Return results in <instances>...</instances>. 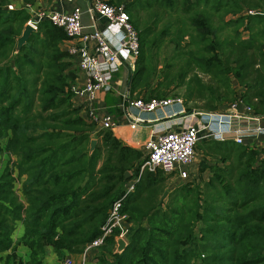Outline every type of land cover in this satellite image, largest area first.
<instances>
[{"label": "trees", "instance_id": "1", "mask_svg": "<svg viewBox=\"0 0 264 264\" xmlns=\"http://www.w3.org/2000/svg\"><path fill=\"white\" fill-rule=\"evenodd\" d=\"M106 1L125 5L139 33L130 98H177L166 90L186 85L185 105L196 103L186 106L188 113L217 111L239 97L236 81L244 103L264 120V16L245 14L264 8V0ZM37 2L0 0V156L9 157L0 170L5 264H44L49 248L60 260L83 254L101 234L113 203L137 178L123 204L132 224L127 247L115 253L116 231L100 248L99 264H264V160L259 152L232 141L203 140L206 157L217 161L201 166L202 172L209 169L210 178L178 186L161 203L168 177L161 171L141 173L143 152L125 145L112 130L97 131L75 108L72 86L78 74L63 49L69 39L64 30L44 20L17 52L30 14L8 6ZM145 11L152 26L143 22ZM164 17L171 20L162 36L175 24L183 25L175 34L177 56L187 58L176 76L166 74L153 87L155 70L147 64L146 47ZM226 29L232 31L223 36ZM185 36L191 41L182 47ZM92 140H97L93 152ZM19 222L24 232L15 242ZM20 245L30 252L27 262L17 254Z\"/></svg>", "mask_w": 264, "mask_h": 264}, {"label": "built area", "instance_id": "2", "mask_svg": "<svg viewBox=\"0 0 264 264\" xmlns=\"http://www.w3.org/2000/svg\"><path fill=\"white\" fill-rule=\"evenodd\" d=\"M60 10L39 9L31 5L11 4L8 9L14 11L25 9L30 14L27 22L35 30L40 22L50 21L54 26L64 30L70 40H81L84 47H71L68 53L71 56H80L79 69L85 74L83 82L72 86L75 96L86 97L93 104L100 93H108L113 90V77L118 69L123 66L124 59L136 62L140 55L139 33L131 22L130 15L125 5H111L106 0H93L91 3L94 13L92 32H86L83 24V10L77 4V0H55ZM73 5L70 10L64 7ZM246 15L264 16V8L247 10ZM106 22V27L100 28V21ZM68 39V40H69ZM88 44H93V53L88 52ZM126 59V60H127ZM126 103L130 110H136L139 115L134 118L136 125L148 123L149 116L155 118L154 124L166 120H180L189 118L187 124L180 130H163L153 132L145 144V162L141 167L150 172L161 171L164 176H177L182 181L191 178L190 170L197 158V147L203 140L227 142L232 141L242 145L246 138L264 136V120L257 116L253 109L247 106L241 97L226 107L217 111H192L187 112L184 100L180 97L158 99L149 101L144 99L131 100L129 90L124 93ZM91 123L102 129L112 130L117 128L118 121L110 114L100 117L95 109L89 112ZM247 123L242 127L240 123ZM256 123L254 127L251 123ZM237 123V126H236ZM264 160V146L261 153ZM139 178L133 180L127 187L125 195L113 203L108 218L101 228V234L89 243L82 256V264H99L98 261L88 262L87 258L92 250L105 246L107 240L116 232L119 238H125L132 224L129 216L123 211L126 197L134 192ZM59 264H74L71 256H66Z\"/></svg>", "mask_w": 264, "mask_h": 264}, {"label": "crops", "instance_id": "3", "mask_svg": "<svg viewBox=\"0 0 264 264\" xmlns=\"http://www.w3.org/2000/svg\"><path fill=\"white\" fill-rule=\"evenodd\" d=\"M93 0H77V4L82 8L83 10V24L86 27V32H92L93 28H90L92 26L93 17L95 16L93 12H91L92 7L91 3ZM17 7H20V3L16 4ZM36 8L39 9H48V10H60L63 8V6H59V4L55 0H38V2L34 5ZM73 7V5L68 4L64 8L66 10H70ZM100 28L106 27L105 21H100L99 23ZM71 47H84V44L81 40H67L65 44L63 45V49L68 51ZM88 52L93 53V44H88L87 46ZM74 60V68L77 71V81L83 82L85 79V74H83L79 69V61L80 56H72ZM124 59L123 66H121L118 71L114 74L113 77V90L108 93H100L98 95L97 100L90 104L87 101L86 97L82 96H75L73 98L74 106L75 108L81 109V115L88 120L89 119V112L91 109H95L100 117L105 116L106 114H110L116 118L118 121V126L115 129H112L115 136L120 139L125 145L132 147L134 149L140 150L143 152L145 156V144L146 141L150 138V135L155 132H160L165 129L169 130H180L183 128L184 124H187L190 120L189 118H183L180 120H166L163 122H158L154 124L152 120L155 118H152L153 116H149L148 118L151 120L148 123H144L142 125H136L134 123V118H136L139 113L136 110H130L128 108V104L126 103V100L124 101V93L128 89V82L130 77V72L134 70L136 62L130 61V59ZM124 67V72L120 74L122 68ZM121 76V77H120ZM234 88L237 91V95L240 97L243 89L239 86V84L234 81L233 82ZM131 100H137L136 98H130ZM185 105V102H184ZM226 107V106H224ZM223 107V108H224ZM186 108V105H185ZM89 121V120H88ZM242 127L247 126V123H240ZM256 123H251V126L254 127ZM96 130L100 131L103 130L100 126L96 125ZM237 126V123H236ZM244 146H249L250 148H254L259 152V157L261 159V153L264 146V136L255 137V138H246L244 143ZM6 158L8 159V155H1L0 161H5ZM198 160L196 158V161L194 162L193 166L191 167L190 174L191 178L188 181H182L177 176L170 177L171 184L174 186L175 184L180 182H186V183H192V184H199L201 181H207L210 178V171L209 169H206L204 172L201 171V167L197 165ZM197 165V166H196ZM209 166L211 164H208ZM5 166H2L0 164V170L3 171ZM17 176V174L15 175ZM169 179V178H168ZM21 182L24 181V179L20 180ZM132 182V181H131ZM130 182V183H131ZM127 184L128 185L130 184ZM16 187L19 189L21 187V184H19V181L16 183ZM169 193V192H168ZM167 201V200H166ZM24 232V226L21 222L17 223L16 229L13 233V240L16 242L18 241ZM100 249L92 250L89 253V256L87 258L88 262H94L98 261L97 256L99 255ZM29 250L24 245H20L17 247V254L25 261L27 262L29 260ZM73 258L74 264H82L83 262V256L77 255L73 257L72 255H68ZM5 254H0V264H5L4 260ZM60 259L58 256L54 253L52 248H49L44 260V264H59Z\"/></svg>", "mask_w": 264, "mask_h": 264}, {"label": "rangeland", "instance_id": "4", "mask_svg": "<svg viewBox=\"0 0 264 264\" xmlns=\"http://www.w3.org/2000/svg\"><path fill=\"white\" fill-rule=\"evenodd\" d=\"M141 15H142V19H143V22L145 23V25L146 26H149V25L152 26V24H150V22L148 21V12L145 11ZM179 17H185V16H181V14H180ZM174 19H176V18H174ZM169 20H171V18H168V17H164L163 19H161L158 26L156 27L155 32L151 33L150 38H149L150 40L148 41L149 44L146 47L147 48L146 54L148 57L147 64L149 65V67L151 68L152 71L155 70L154 74L152 75V80H151V83H152L151 85L153 87H156L162 80H164L166 74L171 75V76H176V73L179 72V68L183 65V63L186 61V58H187V57L182 58V57L177 56L178 50L176 47V45H177L176 42H177L178 38L175 36V34H176V31L178 30L177 27L183 26L181 23L175 24L174 28L171 29L172 32L168 33L165 36H162L161 32L167 28V26L169 25ZM231 31H232L231 29L224 30L223 36H226ZM190 32H193V31H190ZM190 41H191V37L185 36L184 39L181 41V46L186 47L190 43ZM185 51H187V50H185ZM123 72H124V67L122 68L120 74ZM194 72H198V71L195 70ZM200 75L205 81L209 80V78L207 76L203 75L202 73H200ZM189 78L186 79V82H188ZM186 93H187L186 85H183V86L178 88V87H176V84H173L168 90H166V94H168L170 96L177 95V97H181L184 101H186V99H185ZM172 97H174V96H172ZM172 97H170V98H172ZM124 101H125V97H124ZM195 104H196L195 102L190 101V102H188V105H186V106H187V108H190V107H194ZM197 104L199 106H202L203 103H197ZM196 110H199V109H196ZM145 155H146V152H145ZM206 156H207V151L203 145V142H200L198 147H197V160H198L197 165L199 166V168L204 163L215 164V162H217L213 156H209V157H206ZM7 162H9V159L6 158L5 161H0V164L2 166H5ZM168 178L169 179H167V183H166V185H167L166 191L167 192H172L178 186L186 183V182H180L179 181V183H177L173 186L171 184L172 182L170 181V177H168ZM19 184H21L20 180H19ZM168 195H169V193H168ZM167 196H166V198H167ZM131 229H132V227H131ZM73 257H75V256H73Z\"/></svg>", "mask_w": 264, "mask_h": 264}, {"label": "water", "instance_id": "5", "mask_svg": "<svg viewBox=\"0 0 264 264\" xmlns=\"http://www.w3.org/2000/svg\"><path fill=\"white\" fill-rule=\"evenodd\" d=\"M35 28H33L30 24H27L25 26V29L22 33V36L20 38H18L17 42V52H19L22 47L28 42V40L30 39L31 35L33 32H35ZM131 85V80H129L128 82V90L130 88ZM96 145H97V140H92L91 141V145H90V151L93 152L96 149ZM131 176V174L129 172L126 173V178L128 179ZM168 195V192L166 191L164 193V195L161 198V203L164 201V199L166 198V196ZM116 243H117V247L115 250V253L120 254L122 253L126 247H127V241L125 238L121 237V238H117L116 239Z\"/></svg>", "mask_w": 264, "mask_h": 264}]
</instances>
